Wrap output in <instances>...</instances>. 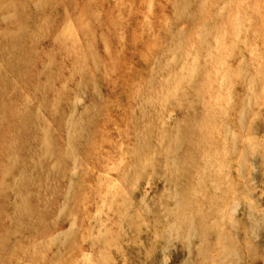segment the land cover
<instances>
[{
    "label": "rangeland",
    "instance_id": "374dc122",
    "mask_svg": "<svg viewBox=\"0 0 264 264\" xmlns=\"http://www.w3.org/2000/svg\"><path fill=\"white\" fill-rule=\"evenodd\" d=\"M0 264H264V0H0Z\"/></svg>",
    "mask_w": 264,
    "mask_h": 264
},
{
    "label": "bare ground",
    "instance_id": "6f19581e",
    "mask_svg": "<svg viewBox=\"0 0 264 264\" xmlns=\"http://www.w3.org/2000/svg\"><path fill=\"white\" fill-rule=\"evenodd\" d=\"M72 115V114H71ZM71 121V120H70ZM160 177V176H159ZM145 194V193H144ZM186 204H187V202H186ZM186 204H184V205H186ZM186 207H187V205H186ZM185 210H187L186 208H184ZM183 210V209H182ZM185 212V211H184ZM186 213V212H185ZM179 214V213H178ZM178 217V216H177ZM176 219V218H175ZM192 222V221H191ZM234 222V221H233ZM173 223V222H172ZM186 224V223H185ZM191 225V224H190ZM182 227V226H181ZM169 228L170 229H172V228H174L173 227V225L172 226H169ZM180 228V227H179ZM191 232V231H190ZM196 236V235H195ZM203 243V242H202ZM228 249V248H227ZM200 250V249H199Z\"/></svg>",
    "mask_w": 264,
    "mask_h": 264
}]
</instances>
